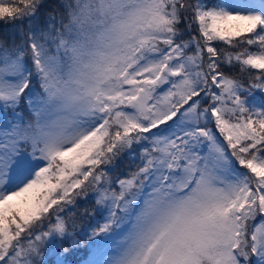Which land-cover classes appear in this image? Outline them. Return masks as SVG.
<instances>
[{
	"label": "snow or ice",
	"instance_id": "6c2138e0",
	"mask_svg": "<svg viewBox=\"0 0 264 264\" xmlns=\"http://www.w3.org/2000/svg\"><path fill=\"white\" fill-rule=\"evenodd\" d=\"M44 9L0 0V264H264V0Z\"/></svg>",
	"mask_w": 264,
	"mask_h": 264
},
{
	"label": "trees",
	"instance_id": "16d2710c",
	"mask_svg": "<svg viewBox=\"0 0 264 264\" xmlns=\"http://www.w3.org/2000/svg\"><path fill=\"white\" fill-rule=\"evenodd\" d=\"M45 2V9L44 11L49 10L50 8L56 6L59 4V0H44ZM12 34L11 28L6 27L4 24H0V39H6V38H10ZM17 41L19 40V36L16 37ZM130 163V160L125 157L124 159V165L127 166ZM124 170L126 171V167L124 168ZM84 201L81 202V207L85 206ZM88 223H92V221H89L87 218L84 221L83 225H78V230L80 227H83L84 225L88 224ZM82 255H84L83 252H76L73 254V256H70L69 259L73 260V261H77Z\"/></svg>",
	"mask_w": 264,
	"mask_h": 264
},
{
	"label": "rangeland",
	"instance_id": "374dc122",
	"mask_svg": "<svg viewBox=\"0 0 264 264\" xmlns=\"http://www.w3.org/2000/svg\"><path fill=\"white\" fill-rule=\"evenodd\" d=\"M97 219H99V217H97ZM92 223H94V221H92ZM82 256H83V255H82ZM80 258H81V257H80ZM80 258H79V259H80ZM79 259H78V260H79Z\"/></svg>",
	"mask_w": 264,
	"mask_h": 264
}]
</instances>
